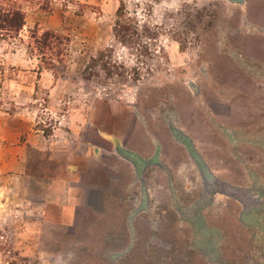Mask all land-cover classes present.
<instances>
[{"label": "rangeland", "instance_id": "obj_1", "mask_svg": "<svg viewBox=\"0 0 264 264\" xmlns=\"http://www.w3.org/2000/svg\"><path fill=\"white\" fill-rule=\"evenodd\" d=\"M14 2L0 117L48 137L18 175L0 141V264H264V0Z\"/></svg>", "mask_w": 264, "mask_h": 264}, {"label": "crops", "instance_id": "obj_2", "mask_svg": "<svg viewBox=\"0 0 264 264\" xmlns=\"http://www.w3.org/2000/svg\"><path fill=\"white\" fill-rule=\"evenodd\" d=\"M32 100L34 101L35 99H32ZM20 104H24V103H20ZM24 109L30 110V116H28V119L25 117L26 121H28V124H26L27 125L26 126L27 130L25 131V134H24V139L25 140H21L20 137H21L22 132L21 131H18V129L10 128V126L5 129L6 125H8L7 124V121H3V119H1V118H4V117H0V119H1L0 120V126L4 127L3 128V132H5L4 130H7V129L10 130V136H8L6 134L0 133V141H8V140H11V141H8V142H6L4 144L7 145V146H9L11 144L8 148H7V146H5V147H6L7 151L11 150L9 152H12V155L10 157V159L13 158L11 160L12 163L14 165L16 163V166L19 167L18 169H16L15 167L13 168L12 172H14V175L20 174L21 167H23L24 164L26 165V163L24 161L26 159L25 158V154H27V151H26L27 150V146L29 144H31V145L33 144L34 145V142H36L35 141L36 140V137H38V139L41 136L44 137L45 139L48 137V135L47 136H44L43 134L40 135L39 133H37L38 131H42L41 129H39V128H32L31 125L29 126V124H30L29 121H31V117H32L31 116L32 115L31 112H32V109H33V105L30 104L27 107H24ZM6 120H7V117H6ZM41 145L42 144H35V146H38L39 148H40ZM3 155H4V153H3ZM102 156H105V155L102 154ZM0 158H3V157L0 156ZM72 164H69L70 167H72ZM98 171L99 170H97V171L96 170L91 171L94 174V176H93L94 178L91 177V176H88L86 178L87 180L90 177L93 179V181L91 180V183H92L91 186L88 187V188H85L87 190V192L85 194V197H86V208L89 209V207H91L93 210H102L103 207H104V205H103V200H104V197L103 196H104V193L102 191V185L106 181V178H105L104 175L101 176V173L99 174ZM88 174L91 175L90 172H88ZM18 177H20V175ZM110 178H113V177L111 176ZM70 183L71 184L69 186H66V187L62 188V190H59V192H62L63 194H65L66 199H68V204L70 206H74L73 207V210H76L78 208V202L80 200H79V198L76 197V190H75V186L76 185L75 184H72V182H70ZM94 184H96V185H94ZM4 190L7 192L8 190H12V188H9L7 186V187L4 188ZM76 201H78L77 204H76ZM0 202H1V200H0ZM71 209L72 208L69 207L68 208V211L66 210L67 213L68 212L70 213L71 212ZM74 214H76L75 211H74ZM64 216H66V215H64ZM67 218H69V217L67 216Z\"/></svg>", "mask_w": 264, "mask_h": 264}, {"label": "trees", "instance_id": "obj_3", "mask_svg": "<svg viewBox=\"0 0 264 264\" xmlns=\"http://www.w3.org/2000/svg\"><path fill=\"white\" fill-rule=\"evenodd\" d=\"M24 20L25 15L19 4L17 5L14 0H0V38L4 39L5 37H16L24 25ZM127 29L128 27L124 26V31H127ZM33 33L34 36H36V30H33ZM35 42L39 46L38 51L44 54L46 51L53 50L64 52L66 50L65 46L67 44V39L61 34L47 30L40 33L39 37H36ZM57 55H59V53H57ZM177 239L178 238L176 236V238L172 237L169 240L172 244L176 245ZM178 241H180V239H178ZM183 254L186 256L187 260L185 259V261L187 264H196L194 261L195 258L192 256V252ZM145 264L148 263L146 262Z\"/></svg>", "mask_w": 264, "mask_h": 264}]
</instances>
